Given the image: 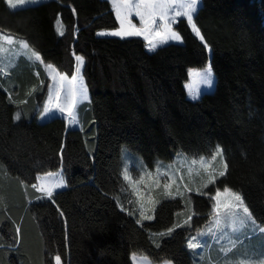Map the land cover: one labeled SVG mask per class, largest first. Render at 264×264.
Listing matches in <instances>:
<instances>
[{"label": "trees", "instance_id": "obj_1", "mask_svg": "<svg viewBox=\"0 0 264 264\" xmlns=\"http://www.w3.org/2000/svg\"><path fill=\"white\" fill-rule=\"evenodd\" d=\"M194 22L211 52L184 18L175 24L181 43L148 51L141 37L95 34L117 26L108 0L16 9L0 0V31L68 75L83 56L89 90L77 106L80 126L70 128L62 116L36 120L47 82L40 62L21 60L0 76V264H60L57 255L61 264H132L133 252L196 264L187 238L207 223L210 197L224 187L264 225V0H201ZM208 59L214 89L191 100L187 69ZM181 157L203 158L208 169L182 172L167 189L154 180L136 191L124 178L130 165L159 169ZM56 170L65 187L39 192L37 176ZM211 173L216 181L203 187Z\"/></svg>", "mask_w": 264, "mask_h": 264}, {"label": "rangeland", "instance_id": "obj_2", "mask_svg": "<svg viewBox=\"0 0 264 264\" xmlns=\"http://www.w3.org/2000/svg\"><path fill=\"white\" fill-rule=\"evenodd\" d=\"M40 1H44V0H27V3L17 6L16 8H22L28 5L38 3ZM108 1L112 6L115 15V11H114L115 5L112 4L111 0ZM18 2L19 0H7L6 4L9 8L16 9L10 7V5L16 4ZM200 3L201 0H199L198 7ZM132 19L134 23H136L137 25L139 24L137 17L133 16ZM184 19L186 20V18ZM175 24L173 25V27L176 30ZM55 26L57 31L60 33L62 27L59 20L56 21ZM118 27L119 24L117 21V26L115 28ZM189 27L191 28L190 25ZM115 28L99 29L95 32V34L97 36H111V35H102L101 33L110 32ZM144 42H145V48L148 51H152L151 49H149L147 42L145 40ZM181 42L182 40L169 41L165 44L181 43ZM162 45L164 44H159L157 47ZM33 53H37V52L32 47H30L26 43V41H24L23 39H19L14 35L0 31V76H4L6 78L11 76L12 72L19 66L21 60H25L28 63L40 62L43 66V69L46 72L47 82H46L45 92L40 104L39 112L36 115V120L38 122H44L54 116H62L65 118L63 114L55 110H52L47 114L41 115V113H43L47 101V85L53 83L51 76L49 75V69L47 67V65L51 63L44 62L41 59V56L40 59L37 60L36 57L33 55ZM208 63H209V59L201 67H191L187 69V78L183 82V85L187 92V97L191 100H195V99L191 97L189 93V89L186 86L192 85L193 87H195L194 82L196 80V77L192 73L204 70L207 67ZM75 67H76V61H75ZM75 67L73 72L75 71ZM53 68L58 73L65 74L64 72H61L58 69H56L54 66ZM81 70H82V66H81ZM81 75H82V71H81ZM214 85H215V76L213 73L212 86L209 87L200 84L199 85L200 94L198 95V97L202 93L213 91ZM76 117H77V123L71 125L67 123V120L65 118L68 127L76 128L80 126V119L77 113V109H76ZM201 159L202 162H200L199 158L194 160V157L193 158L181 157V159L179 158L177 160L179 162L173 163L172 161H168L167 162L168 165H166L165 167H160L159 169L149 168V170L137 169L134 166L130 165L133 171L132 172L130 171V174H128L127 176L129 177L131 184L136 187V191L142 189L144 184L148 186L147 184L150 181H154V180H161L162 183L168 185L174 184L177 183L178 180L182 177L181 176L182 172L184 174H190L191 172L200 171V169L207 170L208 169L207 160L203 158ZM195 161H197L198 164H196ZM172 164H177L176 165L177 168H174L177 170L174 171V169H172L171 167ZM141 176H143V181H141ZM61 178L63 177L59 170L49 171L47 173L39 174L37 176L35 187L39 192L48 195L47 193L50 190L49 186L43 183L46 184L57 183ZM64 184H65V180H64ZM64 187L54 189V191L63 189ZM221 192H223V190H221ZM236 211H237L236 212L237 219H234L229 214L228 209L222 208L220 213L218 214L221 220V224L219 227L215 225V220H214V216L217 214L212 213L207 223L199 231H196L190 236H188L186 244L188 245V243L191 242L197 245L196 248H190L197 253L196 264L197 263L198 264L199 263L200 264H261V262H264V225L257 223L252 217V215L246 214L243 211V209H238ZM239 218H243V222H241V219ZM130 261L132 264H165L166 261L172 262V260L170 259L152 260L144 254H138L134 252L130 254Z\"/></svg>", "mask_w": 264, "mask_h": 264}, {"label": "snow or ice", "instance_id": "obj_3", "mask_svg": "<svg viewBox=\"0 0 264 264\" xmlns=\"http://www.w3.org/2000/svg\"><path fill=\"white\" fill-rule=\"evenodd\" d=\"M111 2L115 5V19L118 21L119 27L110 32L101 33L102 35H111L119 38L143 37L149 49L154 50L159 44H165L169 41H181L182 36L180 32L174 29L173 25L178 19L186 18L192 32L203 43L204 49L211 52V48L205 41V37L201 34L200 28L194 22V14L197 12L199 0H111ZM25 3H27V0H19L18 3L12 4L10 7L16 8ZM133 16L138 18V25L133 22ZM60 35H63V33L61 32ZM33 55L37 60L40 59L39 53H33ZM75 61V71L70 75L58 73L51 64L47 65L53 83L47 85V101L43 113H41V115H44L55 110L65 116L69 125L77 123L76 109L78 104L81 101L89 99V90L81 75V66L85 62L84 57L75 55ZM192 74L196 77L194 82L195 87L192 85L186 87H188L191 97L196 99L200 94V84L209 87L213 84V68L211 63L209 62L204 70ZM40 90H43V82ZM216 155H221L219 148ZM223 167L224 170L218 172L219 177H224L226 174L227 164H224ZM124 178L129 179L127 175ZM216 178L217 174H209L207 184L203 185V187L214 183ZM141 181H143V176H141ZM158 182L156 181V183ZM43 184L49 186L50 190L47 193L49 196H53L54 189L65 186L63 178L57 183ZM164 187L167 189L170 185L165 184ZM168 195H172V193L169 192ZM210 199L215 201L212 205V210L213 213L217 214L214 216L217 227L221 224L218 214L222 208L228 209L229 214L234 219H237L236 210L238 209H243L246 214L250 215L248 207L244 204L242 195L239 192H233L228 187H224L223 192L217 189L214 197H210ZM141 207L143 208V205ZM140 215L145 220L153 219L151 215H145L143 210L140 212ZM239 219L243 222V218ZM190 221L191 217L186 219L184 224L187 225ZM137 223H140V221L138 220ZM176 227H182V225H176ZM173 230V228H169L167 234L170 235ZM157 247H160V245H157ZM187 247L196 248L197 245L189 242ZM57 258L61 264V256L57 255ZM165 264H172V262L166 261ZM261 264H264V262H261Z\"/></svg>", "mask_w": 264, "mask_h": 264}]
</instances>
